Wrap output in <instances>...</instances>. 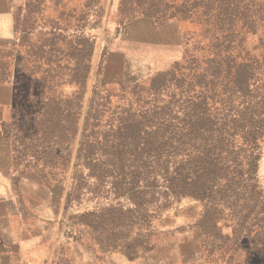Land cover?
I'll return each instance as SVG.
<instances>
[{"label": "rangeland", "instance_id": "374dc122", "mask_svg": "<svg viewBox=\"0 0 264 264\" xmlns=\"http://www.w3.org/2000/svg\"><path fill=\"white\" fill-rule=\"evenodd\" d=\"M184 1L50 0L33 6L31 19L25 20L29 32L0 52L14 88L3 136L17 171L62 192L57 206L51 203L64 238L58 248L62 264L98 262L109 253L132 258L172 230L192 238L197 252L210 249L223 256L208 264H264V251L257 249L264 240V213L255 216L257 207H242L241 192L235 199L222 194L215 210L205 199L183 197L158 210L149 206L145 217L126 194L108 189L109 173L95 170L108 158L97 146L130 141L118 136L125 124H133V141H139L138 129H152L161 108L176 111L173 81L151 88L149 81L181 57L183 35L197 26L188 19L174 23L182 37L179 47L135 33L131 25L146 13L157 16ZM81 140L86 152L79 153ZM257 152L254 180L262 192L250 196L264 201V141ZM203 215L212 218L204 223L205 237L198 223ZM257 230L261 233L255 235Z\"/></svg>", "mask_w": 264, "mask_h": 264}, {"label": "trees", "instance_id": "16d2710c", "mask_svg": "<svg viewBox=\"0 0 264 264\" xmlns=\"http://www.w3.org/2000/svg\"><path fill=\"white\" fill-rule=\"evenodd\" d=\"M186 2L172 4L171 10L165 9L159 16L188 19L196 30L183 35L181 57L172 67L149 81L150 88L173 81L178 91L172 95H178L173 100L178 102L176 111L161 108L152 129H138L142 132L139 141H133V124H125L118 136L130 141L97 146L108 158L95 170L109 173L108 189L126 194L130 203L143 209L145 217L149 206L158 210L183 197L205 199L208 208L215 210L227 192L229 199L241 192L242 207L249 211L257 207V216L264 213V201L254 200L250 194L262 192L254 180L256 153L264 141V28L258 30L264 26L262 2ZM5 75L3 71L1 77L7 79ZM5 127L3 122V134ZM83 146L81 140L79 153ZM48 188L56 207L62 192L56 185ZM249 211L241 217L239 227ZM207 219L203 215L198 222L203 237ZM259 233L255 231V235ZM259 245L257 249L264 251V240ZM202 254L209 262L223 261L222 255L210 249H203Z\"/></svg>", "mask_w": 264, "mask_h": 264}, {"label": "crops", "instance_id": "0c3cea01", "mask_svg": "<svg viewBox=\"0 0 264 264\" xmlns=\"http://www.w3.org/2000/svg\"><path fill=\"white\" fill-rule=\"evenodd\" d=\"M48 1L0 0V52L14 44L16 36L29 32L25 31V20L31 19L33 6ZM145 15L133 21V32L180 47L179 27L173 28L178 19L156 23L154 19H161L159 15ZM3 71L0 62V264H62L58 248L64 238L58 234V216L51 206L50 189L17 171L9 142L3 136L2 123L6 122L14 96L13 84L1 77ZM192 242V238L182 239L172 230L142 254L128 258L109 253L102 261L91 260L87 264H208Z\"/></svg>", "mask_w": 264, "mask_h": 264}]
</instances>
